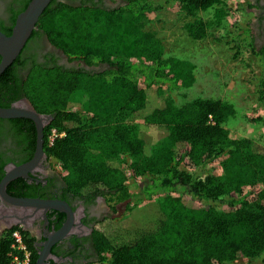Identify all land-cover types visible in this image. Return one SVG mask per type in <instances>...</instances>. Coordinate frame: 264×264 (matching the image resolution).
Listing matches in <instances>:
<instances>
[{"label":"trees","instance_id":"obj_1","mask_svg":"<svg viewBox=\"0 0 264 264\" xmlns=\"http://www.w3.org/2000/svg\"><path fill=\"white\" fill-rule=\"evenodd\" d=\"M30 1L14 14L5 35ZM71 1L53 0L32 36L45 35L69 61L106 69L34 63L19 82V55L0 76V108L24 97L37 114L53 117L44 130L45 153L71 192L127 201V214L153 202L148 226L131 240H118L142 226L129 225V219L120 231L114 230L115 220L94 231L99 264H227L259 256L264 251V149L229 136L224 126L235 114L229 103L195 100L177 107L165 99L163 87L193 85L195 67L165 57L161 42L144 30L150 15L164 22L181 16L192 19L184 29L191 39H205L222 24L229 0H122L126 4L119 10ZM211 9V20L196 19ZM256 18L260 26L262 18ZM246 35L259 68L255 96L264 110V25L260 44L244 29L234 38L236 50ZM9 121L29 124L35 132L30 120ZM52 129L64 137L49 146ZM11 231L0 236V264H11Z\"/></svg>","mask_w":264,"mask_h":264},{"label":"flooded vegetation","instance_id":"obj_2","mask_svg":"<svg viewBox=\"0 0 264 264\" xmlns=\"http://www.w3.org/2000/svg\"><path fill=\"white\" fill-rule=\"evenodd\" d=\"M25 0H0V31L11 28L14 14L19 12ZM65 2V0H58ZM94 4L106 10H119L126 3L122 0H73L77 6L82 2ZM254 6L256 17L262 18L264 25V0H249ZM261 43V38L255 36V44ZM22 63L15 72L16 81L23 82L31 66L57 65L65 68H84L82 62L69 61L60 51L55 49L45 35L31 36L20 54ZM100 67V66H99ZM103 67V66H101ZM94 69V67H90ZM24 97L10 103L9 107L20 106ZM33 123V122H32ZM34 125V124H33ZM41 154H38L37 132L31 130L26 123L13 124L9 120L0 119V186L8 173L17 168L28 166L20 175L7 184L5 194L12 199L44 201L65 206L63 211L48 208L35 213L28 210L13 208L4 200L0 190V217L10 213L11 209L18 210L21 221L25 226H15L24 233V240L33 248L30 252V263L43 258L42 264H99V255L94 247V231L107 221L117 218L121 208L128 202L115 203L106 194H98L89 198L84 194L71 192L64 183L63 176L57 166L49 160L44 148V130ZM37 157V159H36ZM45 213V214H44ZM11 230L3 231L1 235ZM64 231V232H63ZM12 232V231H11ZM63 232L64 236L58 235Z\"/></svg>","mask_w":264,"mask_h":264},{"label":"rangeland","instance_id":"obj_3","mask_svg":"<svg viewBox=\"0 0 264 264\" xmlns=\"http://www.w3.org/2000/svg\"><path fill=\"white\" fill-rule=\"evenodd\" d=\"M171 8L178 10L175 5ZM252 9L254 7L249 0H229L224 7L226 17L222 24L213 28L209 36L202 40L189 37L184 29L192 19L181 16L176 20L164 22L159 17L150 15L144 24V30L152 33L161 42L165 57L187 60L195 67L193 85L179 89L163 87L165 99L172 101L177 107L195 100L229 103L235 111L233 118L224 126L229 136L232 139H249L264 149V110L258 105L253 80L258 76L259 68L248 47L251 42L249 36H241L238 50L235 49L234 42V38L244 29H250L254 36L261 35V25L259 26ZM213 16L214 10L211 9L199 13L196 19L209 21ZM153 95L152 93L149 98L150 102L154 100ZM186 170L191 174L199 172V169L189 167ZM152 205L153 202H144L131 214L126 213V206L120 209L114 219V230L124 229L127 219L131 226H142L135 228L128 235H120L118 240H131L144 230L142 228L148 226L146 220L152 213ZM227 264H264V251L255 258H241Z\"/></svg>","mask_w":264,"mask_h":264},{"label":"water","instance_id":"obj_4","mask_svg":"<svg viewBox=\"0 0 264 264\" xmlns=\"http://www.w3.org/2000/svg\"><path fill=\"white\" fill-rule=\"evenodd\" d=\"M52 1L53 0H31L26 6L25 10L16 16L10 35L7 36L0 31V76L19 57L33 32L36 30L40 17L43 15L44 11ZM86 69L94 72H102L106 69V67L98 66L90 70L91 68L86 66ZM0 119H24L33 122L37 132V157L40 156L43 144V128L52 121V116L37 114L29 101L24 98L20 106L0 108ZM27 167L28 166H22L21 168H17L15 172L8 173L2 180L0 190L4 200L8 202L13 208L23 209L25 211L33 210L34 213L37 210L43 209L44 211L48 208L63 211L65 206L62 207L61 204L44 201L12 199L5 194V188L7 184L14 178V175L22 174V172H24ZM16 209H11L10 213L4 214L2 218L0 217V234L5 230H11V228L15 226H25V224L21 221L18 210ZM63 232H61L58 236H64L65 233L63 234ZM42 263L43 258L41 257L36 264Z\"/></svg>","mask_w":264,"mask_h":264},{"label":"built area","instance_id":"obj_5","mask_svg":"<svg viewBox=\"0 0 264 264\" xmlns=\"http://www.w3.org/2000/svg\"><path fill=\"white\" fill-rule=\"evenodd\" d=\"M64 137V133H58L55 129L50 131L48 135V143L49 146L53 144V142L57 138ZM10 239L12 241L11 251L9 254L11 264H30V252L25 244L24 237L20 232V229H15L10 234Z\"/></svg>","mask_w":264,"mask_h":264}]
</instances>
